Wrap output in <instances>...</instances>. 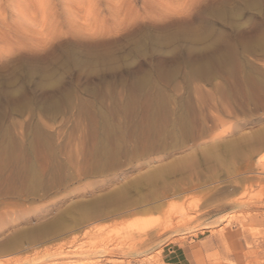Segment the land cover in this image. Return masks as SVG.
<instances>
[{"label":"rangeland","instance_id":"1","mask_svg":"<svg viewBox=\"0 0 264 264\" xmlns=\"http://www.w3.org/2000/svg\"><path fill=\"white\" fill-rule=\"evenodd\" d=\"M10 238L0 264H264V0H0Z\"/></svg>","mask_w":264,"mask_h":264},{"label":"crops","instance_id":"2","mask_svg":"<svg viewBox=\"0 0 264 264\" xmlns=\"http://www.w3.org/2000/svg\"><path fill=\"white\" fill-rule=\"evenodd\" d=\"M162 261L165 264H185L186 257L179 248L173 249L171 247H168L162 253Z\"/></svg>","mask_w":264,"mask_h":264},{"label":"bare ground","instance_id":"3","mask_svg":"<svg viewBox=\"0 0 264 264\" xmlns=\"http://www.w3.org/2000/svg\"><path fill=\"white\" fill-rule=\"evenodd\" d=\"M257 161V160H256ZM15 238H10V239H7L5 242H4V244L6 245V247H4V249H3V251H0V253H4V252H7V251H10L11 250V248H14V247H12L11 245L13 244V243H15ZM2 241V240H1ZM17 246V245H16Z\"/></svg>","mask_w":264,"mask_h":264}]
</instances>
